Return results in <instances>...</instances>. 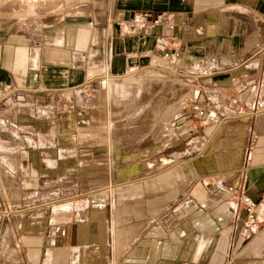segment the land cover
Masks as SVG:
<instances>
[{
  "label": "crops",
  "instance_id": "crops-1",
  "mask_svg": "<svg viewBox=\"0 0 264 264\" xmlns=\"http://www.w3.org/2000/svg\"><path fill=\"white\" fill-rule=\"evenodd\" d=\"M20 19L0 16V264H264V211L213 188L264 202V0H47ZM142 74L157 85L138 93L177 95L121 144L104 130L151 110L113 109ZM192 101L235 114L189 135Z\"/></svg>",
  "mask_w": 264,
  "mask_h": 264
},
{
  "label": "rangeland",
  "instance_id": "rangeland-1",
  "mask_svg": "<svg viewBox=\"0 0 264 264\" xmlns=\"http://www.w3.org/2000/svg\"><path fill=\"white\" fill-rule=\"evenodd\" d=\"M46 6L47 5V0H0V16L3 17H7L9 19H15V18H21L20 20L25 21L26 18L31 19L32 17H35L37 12H38V6ZM143 74L141 76L138 77V75L133 76L134 80H136V86H134V91L132 92V94L130 95L129 98H124L121 99L120 101H125L126 103V107L123 109L118 108L117 106L112 108L116 111V116H120V117H125L128 113H130L131 115H133L135 112H137V110H139L140 107L143 106L144 101L145 102H149L150 104H148L149 106H151V110H144L142 109L141 113L139 114L137 123L134 124V122H132L130 120V123L127 122L125 124L121 123L119 125H107L105 130L106 135H114V136H122L123 138H121V144L125 143L127 144L128 141L124 140L126 139L125 136H128L127 134H129L130 132H136V133H141L143 128H144V123L143 120L145 118H143L144 113L149 112L150 116H152L153 119H159V117L161 115H163L164 113V109L163 107L161 108V104L162 103H166L167 107H168V114L171 113V106L173 105V101L175 100L174 98L177 95V87H175V85H173L171 82H165L164 84H160L162 85L161 87L159 86V88L157 89H153V93L152 96H150L149 91L147 92V90H149L148 88L145 90L147 93L145 94L144 91H142L141 93H138V89L140 86H142V90H144L145 86H149L150 84L155 85L156 83L153 82L152 80L146 79V82L143 81L144 77H142ZM165 77H170L173 80L175 79L174 76H165ZM157 85V84H156ZM139 94H141L140 96H138ZM113 100V97L112 99ZM130 103V105H129ZM113 105V103H112ZM148 106V107H149ZM143 108V107H142ZM112 111V110H111ZM170 117V116H169ZM114 120L115 117H114ZM141 120V121H140ZM140 122V123H139ZM157 123V121H156ZM159 123V122H158ZM157 123V125H158ZM153 126V124H152ZM160 127L157 126L156 132L159 131ZM109 130V131H108ZM103 131V130H102ZM117 143V142H115ZM151 144V147H154L158 144H163L161 142V140L159 138H154L152 139L150 142L149 141H135V143L133 144V146H135L137 149L138 148H142L144 145H149ZM127 146V145H126ZM131 146V145H130ZM121 150H123V147H120ZM125 149V148H124ZM129 149V148H128ZM133 152V150H131ZM128 153H126L127 155ZM111 159V158H110ZM113 159V158H112ZM121 159L128 161L129 157L125 156V157H121ZM132 159V158H130ZM135 159V158H134ZM137 160H142L141 158H138Z\"/></svg>",
  "mask_w": 264,
  "mask_h": 264
},
{
  "label": "built area",
  "instance_id": "built-area-1",
  "mask_svg": "<svg viewBox=\"0 0 264 264\" xmlns=\"http://www.w3.org/2000/svg\"><path fill=\"white\" fill-rule=\"evenodd\" d=\"M160 22V19H153L151 21H146L138 17L130 18L128 21H120L121 25H125V23H129L131 25H134L144 31L154 28L156 25H158ZM169 28H173V25L170 24ZM166 56H178L179 53L174 50L173 52L167 51L165 53ZM230 102L232 105H235L237 102V99L235 97H231ZM185 110L192 112L193 117L197 120V124H192L187 127V134L193 135L196 133L197 128L199 125H205V124H218L220 119L222 120L223 117L226 115L235 114V111L233 108L231 109H224L218 114L214 110H210L208 108H205L200 102L192 101V103L187 104L186 102L182 105ZM250 106L248 103H245V107ZM251 107V106H250ZM251 110L253 113H260L264 111V94L262 98L254 105H252ZM193 117H190V119H193ZM214 190L219 194H230L235 199V206H239V204H242L244 206L245 212L247 213L248 218L253 221L257 215L259 209L264 211V202L259 203L258 200L253 199L250 195L241 193L236 195V188L233 184L229 182L224 181H217L213 183Z\"/></svg>",
  "mask_w": 264,
  "mask_h": 264
}]
</instances>
